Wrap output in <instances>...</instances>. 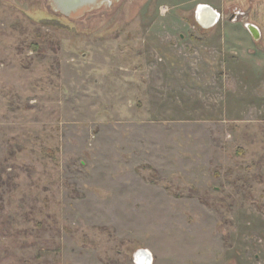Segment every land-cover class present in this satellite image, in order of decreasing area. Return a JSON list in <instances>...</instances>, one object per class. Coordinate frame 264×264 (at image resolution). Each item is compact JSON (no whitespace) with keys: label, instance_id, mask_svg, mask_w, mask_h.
Masks as SVG:
<instances>
[{"label":"rangeland","instance_id":"obj_1","mask_svg":"<svg viewBox=\"0 0 264 264\" xmlns=\"http://www.w3.org/2000/svg\"><path fill=\"white\" fill-rule=\"evenodd\" d=\"M197 6L0 0V264H264V27Z\"/></svg>","mask_w":264,"mask_h":264},{"label":"water","instance_id":"obj_2","mask_svg":"<svg viewBox=\"0 0 264 264\" xmlns=\"http://www.w3.org/2000/svg\"><path fill=\"white\" fill-rule=\"evenodd\" d=\"M53 8L66 17H75L83 11L96 9L104 1L110 0H49ZM195 21L201 28H209L218 20V13L207 5H198L194 12ZM246 29L252 39H259V30L253 24H246ZM136 264H150L151 256L145 250H138L135 253Z\"/></svg>","mask_w":264,"mask_h":264},{"label":"crops","instance_id":"obj_3","mask_svg":"<svg viewBox=\"0 0 264 264\" xmlns=\"http://www.w3.org/2000/svg\"><path fill=\"white\" fill-rule=\"evenodd\" d=\"M195 1V0H194ZM197 5H207L213 10H215L218 15L221 16L222 13L227 11H233L234 9H239L245 11L248 15V20L250 24L255 25L259 31V37L263 36L264 27V0H196ZM196 7L193 9V14ZM247 36L250 40L252 39L251 35L247 31Z\"/></svg>","mask_w":264,"mask_h":264},{"label":"built area","instance_id":"obj_4","mask_svg":"<svg viewBox=\"0 0 264 264\" xmlns=\"http://www.w3.org/2000/svg\"><path fill=\"white\" fill-rule=\"evenodd\" d=\"M237 14H239V15H243L244 13H237ZM231 19H234V20H235V19H236V16L234 15ZM246 24H247V23H244V26H246Z\"/></svg>","mask_w":264,"mask_h":264}]
</instances>
